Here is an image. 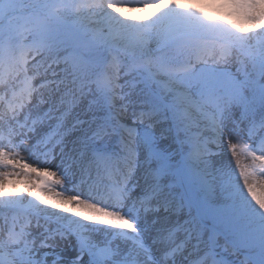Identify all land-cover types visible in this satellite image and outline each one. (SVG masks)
<instances>
[{"label":"snow or ice","instance_id":"snow-or-ice-1","mask_svg":"<svg viewBox=\"0 0 264 264\" xmlns=\"http://www.w3.org/2000/svg\"><path fill=\"white\" fill-rule=\"evenodd\" d=\"M224 7L0 0V264H264V0Z\"/></svg>","mask_w":264,"mask_h":264},{"label":"rangeland","instance_id":"rangeland-1","mask_svg":"<svg viewBox=\"0 0 264 264\" xmlns=\"http://www.w3.org/2000/svg\"><path fill=\"white\" fill-rule=\"evenodd\" d=\"M120 2L130 4V5H137V4H143L146 2V0H120ZM177 3H182L186 6L194 5L202 12H208L210 16L217 18V19H223V20H231L234 24H241L242 26L245 24L243 20H241L238 16L234 14H230V10L224 7L225 0H176ZM151 47H155V44L153 43ZM22 87V85H21ZM22 156L25 157V160H27V156L24 153H21ZM230 155V154H229ZM243 162L245 164H250L251 160L244 159ZM233 165H235V161H233ZM35 166V165H34ZM261 179H264V176L260 177ZM242 183V181H241ZM23 186V185H21ZM61 189L59 187L56 188V191H60ZM257 192H260V189H257ZM45 196H49L50 194L44 193ZM52 199H57L55 196L51 197ZM25 199H30V197L25 196ZM41 207H45L44 205H41ZM49 211H54V209L49 208ZM64 214V213H62ZM99 239V237H98ZM74 239H71L70 241L63 242L64 245H67L69 248L72 244H74ZM219 243L223 245L225 243L224 239L221 237L219 240ZM71 254V253H69ZM228 259H236V260H243L241 255H228Z\"/></svg>","mask_w":264,"mask_h":264}]
</instances>
